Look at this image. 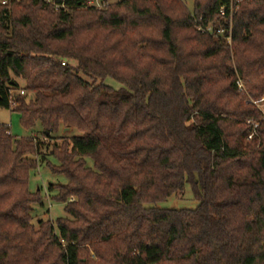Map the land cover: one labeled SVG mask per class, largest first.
Segmentation results:
<instances>
[{"label":"trees","instance_id":"16d2710c","mask_svg":"<svg viewBox=\"0 0 264 264\" xmlns=\"http://www.w3.org/2000/svg\"><path fill=\"white\" fill-rule=\"evenodd\" d=\"M88 1L0 2V108L80 131L35 159L0 122V264H264V0ZM231 2L229 44L202 28ZM42 162L69 216L36 226ZM186 183L195 209L148 206Z\"/></svg>","mask_w":264,"mask_h":264},{"label":"rangeland","instance_id":"374dc122","mask_svg":"<svg viewBox=\"0 0 264 264\" xmlns=\"http://www.w3.org/2000/svg\"><path fill=\"white\" fill-rule=\"evenodd\" d=\"M111 2L120 1V0H110ZM190 9L193 8L194 0H185ZM86 80L93 81V79L83 73L80 74ZM19 82L20 86H25V80L19 77H15ZM98 81H101L100 79ZM104 82L116 89L124 87L125 85L121 82L107 77ZM21 93L25 94V91H15L14 94ZM28 100L34 97V93H27ZM264 106V105H263ZM0 122L8 124L12 130V133L18 137L30 136L33 135L36 142L39 143L38 153L31 154L32 158H40L41 155L49 156L54 145L61 146L66 137H71L72 135L80 134V131L76 128L64 127L61 125L60 130L53 134V137H46L40 131L41 125L38 123L36 127L32 130L25 128L21 124L20 114L12 111L9 108H0ZM33 133V134H32ZM50 162L57 165V160L54 157L48 158ZM88 163L92 165V160L87 159ZM67 178L61 174H54L50 167L42 162L41 165L33 170L30 174L29 179V188L31 191L35 192L41 188V195L43 197L42 203H36L33 205L32 210V221L38 226L40 220H51L55 221L58 217L69 216L64 210V203L53 200V196L56 192L49 191L50 183H66ZM74 198H72L73 200ZM199 202L194 198L193 189L191 183H186L184 188L172 196L168 197L166 200L155 203L148 204V206H155L160 208H169V209H195L198 206Z\"/></svg>","mask_w":264,"mask_h":264},{"label":"built area","instance_id":"2783aa9c","mask_svg":"<svg viewBox=\"0 0 264 264\" xmlns=\"http://www.w3.org/2000/svg\"><path fill=\"white\" fill-rule=\"evenodd\" d=\"M10 1H16V0H0V2L4 5L8 4ZM111 1L110 0H89L88 1V4L89 5H94V6H97V7H105L107 4H109ZM226 10H227V7L226 6H223L221 8V14L223 16H227V13H226ZM233 12H234V3L231 2L230 4V27H229V33H227V29L224 27V26H219V25H213V24H209L207 27L205 28H202L203 31H206V32H211V33H214L216 35H222L229 44H232V36L230 34L231 32V19H232V16H233ZM237 84H238V87L242 90H246L245 89V84L243 82L242 79H238L237 81ZM15 91L17 90H14V89H10L9 90V93L11 95V99H10V103L13 102V99H12V96L14 95ZM19 91H24L22 89H19ZM259 108H261V110L264 112V96L262 97L261 100L259 101H253ZM251 137V135H250Z\"/></svg>","mask_w":264,"mask_h":264}]
</instances>
